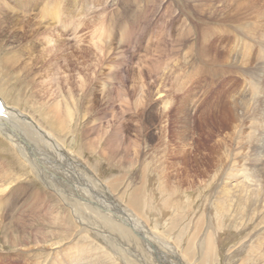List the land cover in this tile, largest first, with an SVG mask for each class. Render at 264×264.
I'll list each match as a JSON object with an SVG mask.
<instances>
[{
    "label": "rangeland",
    "instance_id": "rangeland-1",
    "mask_svg": "<svg viewBox=\"0 0 264 264\" xmlns=\"http://www.w3.org/2000/svg\"><path fill=\"white\" fill-rule=\"evenodd\" d=\"M233 1L239 3L240 1L241 3L243 2V0H62L61 15L63 20L65 24L72 23L65 26L63 23L52 24L46 19H41L42 23L48 24L56 29L57 32L55 31L53 33L59 35L57 37L61 38V42L57 44V47H52L45 39L49 38L47 34H39V36H36L38 40L35 38V50L37 52L35 53L36 59L34 61V69L36 71L34 70V72L37 73V76H34V80L31 81V77H23L19 79V81H13L8 85H1L2 81L0 80L1 95L5 96L7 103L22 112L27 120L31 119L36 123L38 122L39 125L45 127L56 137L58 135L57 138L67 148L73 150L76 155L79 154L78 156L87 159L89 166L94 170L99 179H103L102 181L107 184L113 179L112 181L118 184L116 192L113 190L115 200L121 201L120 196L122 195L123 199L128 201L130 192L136 182L135 176L140 167L135 164L127 165L125 162H121L118 156L112 155L110 152L108 153V159L103 158L99 153L100 150L94 151L93 149V147H96L98 144L96 143L95 134L89 137L92 139V143L88 145L85 143L86 139L83 130L86 121L83 105H89V93L99 81L115 82H112L114 75H110L115 71L114 68H112L109 63L107 64V60H97L98 56L96 53H98V51H96L93 46L91 38L93 37L92 35L98 33V30L103 29V27L107 28L106 31L108 32H110V30L111 33L114 32L113 36L116 37V39H106L103 41V44H107L110 46V49L113 50H123L125 56H127L126 60L123 62L124 67H120L123 69L122 73H124V77L126 71H132H130L132 77L126 79L128 82L124 81L126 85L129 86V89L132 88L134 92H137L134 93L136 96L139 94L140 88L132 85L134 83H141L149 80L148 82H152V84L156 86L159 84L154 93L157 95L155 98L157 102L155 111L158 108L159 110L164 108V105L167 104V97L170 101L165 111L160 113L157 111L153 112L151 116V118H153V124L152 127L150 126L149 130H154V132L157 130V136L153 139L154 141L152 140L150 143L154 148L148 149L146 146L148 144H143L137 139V132L134 133L132 131L134 136L132 139L135 138V140H137L139 147H141L139 149L142 153H145V151L147 153V155L144 156L145 158H148V155L155 151L153 156L156 155L158 158L154 156L155 160L153 165L156 164L155 167H159L157 168L158 171L155 173L159 175L161 169L163 172H166L167 177L163 175L162 179L160 178V180L154 182L153 192L161 196V200L163 196L164 200L166 199L169 201L165 200V204L163 202L159 203L158 199H155V202L151 199L153 204L150 205V198L146 197L148 199H144L145 205L142 204L143 201L139 204V207L142 208L143 211L145 210V215H148V218H150L148 220L144 215L140 214L143 220L146 221L144 226L150 230V228L152 229L154 227V222H156L157 228L159 229H157L158 235L168 242L171 240L169 243L172 242L171 244L177 247V250L167 251V253H165L167 255L165 257L166 264H190L187 259L188 255L195 264L202 263L205 256L208 257L206 264H264V51L262 50L264 47L259 42L260 34H258L260 30L264 29V0H257V2H255L256 0H249L251 5L241 9L236 15V18L228 14L232 7H230V5L226 6V3H234ZM69 12L70 15L67 14ZM67 16L71 17V20L68 21ZM16 17H18L17 14ZM246 21L258 22L263 28L261 29L260 27V29H256L255 31L249 30L247 32L237 29L240 26L239 23ZM78 24L82 26L79 27L77 26ZM73 25L76 28L73 27ZM119 25L122 27L127 26V30L129 33L131 32L130 35L132 40L130 43L124 40L123 43H121L120 37H122V35L119 30ZM71 28H75V30ZM97 28L98 30H96ZM205 28H207V33L209 35L205 34ZM75 31L78 35L81 34L82 41H76V38H74ZM206 36L208 38H206ZM237 38H241L243 41L240 48L236 47L238 43ZM205 39L206 43L202 45ZM247 41L249 43L248 46L245 45ZM192 47L195 54L190 51V60L188 61L186 49H192ZM175 48H177V50H175ZM249 49H251V52H248ZM191 55L193 57L196 55V57L193 58ZM148 72H150V74H148ZM181 82L184 83L185 88ZM179 83L182 84V90L180 89ZM116 84L119 86L122 85V83L120 84V80H117ZM186 88L190 89L192 92L193 96L191 100L184 99L187 91ZM25 90L26 95L22 93V91ZM31 91L35 94L33 95ZM160 91L163 94H161ZM181 99L184 100L181 102ZM65 100L68 103L70 102L69 108L67 109L66 106L68 107V105H65ZM77 101L79 103L81 102V104L78 105ZM55 104L61 107L62 120L67 119L68 122L66 121L65 123L59 124L55 120L54 114L50 112L51 105L54 106ZM115 107L119 114L125 108L124 106L121 107L120 103H116ZM238 110L241 112L240 115H237ZM180 111H183V114H181ZM128 113L130 112H123V116L125 119L131 118L132 120L134 117H131V114ZM71 114H74V116L70 120L69 115ZM147 114L149 115L150 112ZM92 115L99 116V113L97 112ZM113 118L115 117L108 115L102 120V123L107 126V130H110L108 128L110 124L111 126L113 125ZM53 120H55V122ZM126 124H129L128 120ZM18 126L17 124L16 127ZM63 126H65V128ZM20 129L23 131L24 128L21 126ZM133 129H135V126H133ZM250 129H254L255 131H251ZM61 131H63V134L59 133ZM20 134L24 135V132L16 135L20 137ZM2 135H0V190L4 183L8 188L5 192L0 191V201L2 200V205L5 206L7 199L5 195H8L11 196V203L5 206L4 216L3 213L0 212V239H2L0 240V264H54V262L55 264H63V262L66 264L67 256L64 253L65 249L74 244L73 239L77 232V229H73V226H67V228L66 224L69 223L68 225H70L73 222H78V220L65 198L57 192L56 186L53 185V187L48 180L36 174L30 164L17 158L16 153H13L14 147H11L12 145L10 144L12 142H10V139L7 138L6 135ZM180 135L186 138L187 147L189 149L186 147L183 148L182 140L178 137ZM158 138L165 140L161 141ZM163 142L168 143V147ZM99 145L102 149L105 143L102 141V144L99 143ZM151 149L153 151H151ZM185 150L195 153L193 154L195 156L198 153L197 157L201 162L195 164L194 160L196 157L189 154V156H187L190 162L187 165L184 161L186 156L181 155ZM218 158L221 159V163H219ZM157 159L160 160L158 161ZM145 160L149 161V159ZM227 160L229 162H227ZM47 161L49 164L50 161L54 165L59 164L55 162L54 158L51 157L49 153L47 155ZM232 161L233 168L235 169L234 174H238V179L236 178V180L230 181L231 183L228 182V187H233L232 191H234L235 194L238 193L235 191L236 189L239 190L238 187L241 186V183H245L250 185V190L253 189L252 192H255L256 195H250L248 202L242 204L241 209L243 212H240L241 209L236 205L239 204V195H234L233 198L231 197V203H229V200L228 203L224 204L228 209L223 216L225 223L228 222V224L217 225L214 223L215 225L211 230V228L208 227L209 222L211 220L212 222L216 221V217H218V212L215 213L218 211V208L216 207L214 192L217 196H225L223 192L224 189L222 185H219V181L223 179L222 175L229 176L228 174L230 171L228 168ZM70 162L71 161H65L64 165H69ZM226 170H228V174H226ZM64 172L67 171L61 170L60 173L62 174L60 177H63L64 181L68 182L66 179L68 174ZM160 174L162 175V173ZM168 174L176 178L174 181L177 180L180 184H183V189L181 188V191L177 192L173 197L167 193L168 191H164L166 195H163L161 189L163 188L162 184L164 185L166 182L169 184V180H167V178L169 179ZM10 175H13V177H11L13 180L10 178ZM213 177L216 180L214 184L219 186L215 185L218 189L213 190L214 186L204 188L202 184L204 185L205 181ZM163 179L165 181H163ZM21 184L23 188H18V185ZM24 187H31V190H38L43 194V199L45 201L43 206L33 207V204H27L26 199L30 195V193H28L30 190ZM252 192H250V194H252ZM108 201L111 202L110 200ZM148 201L149 203H147ZM13 202L15 203V207ZM121 203L123 202L121 201ZM6 208L8 210L13 208L12 214L10 213L8 215ZM53 208L56 209L48 212L49 218L45 217L44 215H47L46 209ZM30 210L41 211H39L40 213H36L35 211L30 213ZM56 210L57 213L60 211L59 215H56ZM44 211L45 213L43 214ZM166 212L167 214H165ZM210 212L213 213L210 214ZM40 214L43 215L40 216ZM51 214L54 217L50 219ZM21 216L23 221H18ZM56 216L65 219L66 223L58 222L55 218ZM10 217L13 218L12 222ZM239 217L241 219H238ZM2 218H6V220ZM195 218H198L195 220L196 222L194 221ZM199 218H203L202 225H199L201 230L199 237L202 236L200 239L197 238L193 240L191 238L189 240V236L194 233L196 225L200 222ZM231 220H233L234 223L231 224L232 226L229 222ZM244 221L246 222L245 224ZM5 222H8L11 228L9 235H5L4 233L3 226ZM79 227H81L80 223ZM210 230L216 232L217 236L212 232L213 247L209 246L210 252L205 253L208 249V242L204 240V237ZM218 231L222 234L221 236ZM103 232L111 235L118 248L123 249L128 255L136 257L135 259L138 264H150L147 262L148 259L144 250L137 248V251L135 245L127 244L116 238L114 239V233L110 231ZM228 234L230 235L228 236ZM214 237H216V239ZM219 238H222L223 241ZM83 240L84 239H82L81 242H84ZM198 240H201V242H198ZM22 242L23 244L21 245ZM89 243L93 249H98L97 252H103L106 248L98 239L94 240L91 238L89 239ZM218 243L221 244L219 245ZM125 247L126 250L124 249ZM52 248H54V251ZM41 252L42 255H40ZM241 252L242 254L240 255ZM251 252L253 254H251ZM56 253L59 255H56ZM33 255L35 258L32 257ZM184 255L187 256L185 257ZM228 257H230V259ZM37 260L42 263H38Z\"/></svg>",
    "mask_w": 264,
    "mask_h": 264
},
{
    "label": "bare ground",
    "instance_id": "bare-ground-1",
    "mask_svg": "<svg viewBox=\"0 0 264 264\" xmlns=\"http://www.w3.org/2000/svg\"><path fill=\"white\" fill-rule=\"evenodd\" d=\"M233 2L234 3H231V2L226 3V6L230 5V7H232V9H231L232 12L230 11V13H228V14L230 16H232L233 18H236V15L239 13V11L241 9L247 8V7H249L251 5L249 0H243L242 3H241V1H240V3L236 2V1H233ZM255 2H257V0ZM61 3H62V0H0V80L2 81L1 85H8L9 83H11L13 81L14 82L19 81V79H21L23 77H26V78L31 77V81H33L34 80V76H37V73L34 72V70H35L34 69V66H35L34 65V61L36 59L35 53L37 52L35 50L36 49V47H35V44H36L35 43V38H36V36H39V34H41V35L42 34H47L49 36V38L48 39L45 38V39L47 40V42H49L48 44H50V46H52V47H57V44H59L61 42V38L57 37L59 35H56V34L53 33V32L56 31V29L54 27H52V26H49L48 24L42 23L41 19L42 20L46 19L49 22H51L52 24L63 23L65 26H67V25L72 23L70 21L71 23L65 24V22L63 20V17L61 15ZM16 14H17L18 17H16ZM67 14L70 15V12L67 13ZM133 16H134V14H133ZM67 20L68 21L71 20V17L67 16ZM145 24H146V22H145ZM74 25H76V24H74ZM74 25H73V27H75ZM239 25L240 26L239 27L237 26L238 27L237 29L243 30L244 32H247L249 30L255 31L256 29H260V27H261V25H259L258 22H251V21L241 22V23H239ZM77 26H79V24ZM81 26L82 25L80 24L79 27H81ZM69 27H71V26H69ZM126 27H124V26L122 27V26L119 25V28H120L119 30H120L121 35H122V37H120L121 43H123V40L126 41V42H129V43L132 40L131 35H130L131 32L129 33V31L127 30ZM75 28L74 29L71 28V29L75 30ZM262 28L263 27H261V29ZM96 30H98V28ZM106 30H107V28L103 27V29H101V30L99 29L98 30L99 31L98 33L94 32L95 34L92 35L93 37L91 38L92 39L91 42L93 43V46L95 47L96 51H98V53L100 54L99 55L98 53H96L97 56H98L97 60L98 61L107 60V64L109 63V65H111V67L114 68L115 71L113 72L112 69H111L113 74H110V75H114L112 82L113 81H115V82L111 83L110 81H108V82L107 81H99L98 84L93 88V90H91V92L89 93L90 96L89 97L87 96L89 98L88 102H90V103H89V105H85L84 104L83 105V109L84 110L82 109L84 111V117H85V120H86L85 123H84L83 130H84V135H85V139H86L85 143L88 144V145L92 143V139H90L89 137L91 135L95 134L96 140H97L96 143H98V144H97L96 147H93V149H94V151H99L100 150L99 153L101 154V156L103 158L108 159V157H109L108 153L110 152L112 155L118 156L120 158L121 162H125L127 165L135 164V165H138L140 167L137 175L135 176L136 182H135L134 187L132 188V190L130 192V197H129L128 201L127 200L125 201L123 199L122 195L120 197H121V201L123 203H121V201H117V199L115 200V197L113 195V193H114L113 190L116 192V189L118 188V184L113 182L112 181L113 179H111L110 182H108V184L106 182L102 181L103 179L102 180L99 179L96 176V173L94 172V170L89 166L87 159H84V157H82V156H78L79 154L76 155V153L73 150H70L69 148H67L57 138L58 135L56 137L53 133H51L45 127H43L42 125H39L38 122L36 123L35 121H33L31 119L27 120L25 115L22 112L18 111L16 107L11 106L9 103H7V101L5 99V96L1 95V91H0V97L2 98L3 103H4V111L0 114V133H1L0 135L4 134V135H6L7 138L10 139V142H12V143H10V142L9 143L12 145L11 147H14L13 153H16L17 158H19L21 161H23V162H25L27 164H30L33 167L32 169H33V171L36 174L41 176L43 179L48 180L50 185L56 186L55 188L58 190L57 192H59V194H61L65 198V200L68 203V205L72 208V211L74 212L75 217L77 218L78 222L77 221L73 222L72 223L73 225L72 224L68 225L69 224L68 223V224H66V227L67 226H70V227L73 226L74 227L73 229H75V230L77 229V232H76V234L74 236V239H73V243L74 244L72 246H69L68 247L69 249L68 248L65 249L64 253L67 256L66 264H138L137 260L135 259L136 257H134L132 255H128L126 252L123 251V249L118 248V246L114 243L111 235L105 234L103 231H110V232L114 233V235H115L114 239L116 238V239L121 240V241H123V242H125L127 244L135 245L136 249L139 248L141 250H144L145 253H146V257L148 259L147 262H149L150 264H166L167 262H166L165 257L167 255L165 253H167V251H169V252L170 251H175V250H177L176 249L177 247L173 246V244H171L172 242L169 243L171 241L170 240L171 238L169 239L170 241L168 242L166 239H163L160 235H158V230L159 229L157 228L156 222H154V227H153L154 229L150 228V230H148L144 226L146 224V221L143 220L142 215H144L146 217V219H148V220L150 218H148V215H145V213H144L145 210L143 211V209L139 207L140 206L139 204H141L142 201H143L142 204L145 205V200L144 199L146 197L150 198L149 199L150 202H151L150 205L153 204L151 199L154 200V202L156 201L155 199H158L159 203H162V202L165 203L164 201L166 199L164 200L163 196H162V200H161V196H158L157 194H155V192H153V190H154L153 186H154V182L157 181V180H160V178L162 179L163 175L165 177H167L166 176V172H163L162 169H161L160 173H162V175L160 173H159V175H158V173H155L156 171H158L157 168H159L158 166L155 167L156 164L153 165L154 160H155L154 156H156V155L153 156L155 151L151 152L148 155L149 156L148 158H145L144 156L147 155V153H146L145 150L144 151H145L146 154L142 153L141 150L139 149L141 147H139V143L137 142V140H135V138L132 139V137H134L133 134H132V131L134 133L137 132V134H136V136H138L137 139H139L143 144H148V145H146L148 149H150L152 147L154 148V146H152V144H150V143L157 136V134H156L157 130L155 132H154V130H149L150 126L152 127V124H153V118H151V116H152L153 112L157 111V112L160 113V112L165 111V109H166V107H167V105L169 104L170 101L168 100V97L166 96L167 97V102H166L167 104L165 103L166 105H164V108L162 110H159V108H158L155 111V108L157 107V102H156L155 98H156L157 95L154 94V93H155L156 88H157V86L159 84L156 86L155 84H152V82L151 83L148 82L149 80L145 81V82H141V83L140 82L139 83H134L132 85L134 87L138 86L140 88L139 89L140 90L139 94H137L135 96L134 93H137V92H134V90L132 88L129 89V86L126 85V83L124 82V81L128 82V80H126V79H130L132 77V74H130L132 71L131 70L126 71L125 72V77H124V73H122L123 69H121V67H120V66H123V62L126 60L127 56H125L123 50H118V49L117 50H113V49H110V46H108L107 44L106 45L103 44V41L106 40V39H113V38L116 39V37L113 36L114 32L111 33V30H110V32H108ZM76 31H75V34H74V38H76V41L80 42L83 39L81 38V34L78 35V33ZM204 32H205V34H208L207 33L208 32L207 28H205ZM171 34H173V33H171ZM258 34H260V41L259 42L264 47V29L260 30ZM47 35H44V36H47ZM181 38H183V37H181ZM206 38H208V37L206 36ZM237 39H238V43H237L236 47L240 48L241 47L240 45L243 44V41H242L241 38H237ZM36 40H38V39L36 38ZM172 42L175 43L174 41H172ZM233 42H235V41H233ZM203 43L204 44H202V45H205L206 39L203 41ZM248 44H249L248 41L245 42L246 46H248ZM198 45H199V43H198ZM174 46H175V44H174ZM185 46H186V44H185ZM190 49L191 48H187L186 49V54H187L188 61L190 60L189 59V57H190L189 53H190V51L193 52V47H192L191 50ZM199 49H200V47H199ZM230 49H232V48H230ZM175 50H177V48H175ZM235 50H238V49H235ZM262 50L264 51V48H262ZM248 52H251V49H249ZM42 57H43V55H42ZM191 57H193V56L191 55ZM195 57H196V55H195ZM195 57H193V58H195ZM199 59H200V57H199ZM200 63H201V61H200ZM135 70H137V69H135ZM148 74H150V72H148ZM103 75H104V73H103ZM141 76H142V73H141ZM136 78H139V77H136ZM143 78H142V80H143ZM111 79H112V77H111ZM117 80H120V84L122 83V85H120V86L117 85L116 84ZM150 80H151V76H150ZM181 83H179V85L181 87L180 89L182 90L183 89L182 88V84L184 85V83H182V84ZM82 84H83V81H82ZM184 88H185V85H184ZM22 93H25V95H26V90L22 91ZM31 93H32V91H31ZM32 94L34 95L35 93H32ZM161 94H163V93L161 92ZM192 96L193 95H192V92L190 91V89H187L186 94H185V98L184 97L183 98L185 100L186 99H190L191 100ZM196 96H198V95H196ZM61 97H62V95H61ZM184 99H181V102ZM69 103L66 101L65 105H68V107L66 106V109L69 108ZM77 103H78V105L81 104V102L79 103L78 101H77ZM116 103H120L121 107L122 106L125 107L123 109V111L121 112L122 114L121 113L119 114V112L116 111L117 110L116 107H115ZM260 103H262V102H260ZM47 104H49V103H47ZM252 104H253V102H252ZM186 108H187V106H186ZM50 109H51L50 112H52V114H54L55 120L59 124L65 123L67 121V119L62 120L61 107L58 104H55L54 106L51 105ZM193 109H195V108H193ZM239 110H241V109H239ZM239 110L237 111V115H240V113H241ZM125 111L130 112L128 114H131L130 116L134 117V118L131 120V118L129 119V118L126 117L127 119H125V117L123 116V112H125ZM97 112L99 113V116L98 115H94V116L92 115V114H96ZM149 112H150V114L148 115L147 113H149ZM180 112H181V114H183V111H180ZM48 114H49V112H48ZM52 114H50V115H52ZM114 114H116V115H114ZM124 114H126V113H124ZM230 114H232V113H230ZM108 115L109 116L111 115V117H115V118H113V125L111 126V124H110V126L108 127L110 130H107V126L102 123L103 122L102 120H104V117L108 116ZM69 116H70V120H71L73 118L74 114L73 115L71 114ZM45 118H47V117H45ZM249 118H251V117H249ZM110 119H112V118H110ZM124 119H125V121H124ZM55 120H53V121L55 122ZM108 120H109V118H108ZM127 120L129 121V124H126ZM250 120L254 121L253 119H250ZM17 124L19 125L18 126L19 129H18V127H16ZM21 126L24 128L23 131L20 129ZM65 126H63V127L65 128ZM133 126H135V129H133ZM53 129H55V128H53ZM79 129H80V127H79ZM62 130H64V129H62ZM252 130H254V129H252ZM21 132H24V135L20 134L21 135L20 137L18 135H16V134L21 133ZM59 133L63 134V131H61ZM178 137H180V139L182 140V143H183V146H184L183 148H185V147L188 148L187 147L186 138L181 137V135L178 136ZM229 137H231V136H229ZM161 138H162V136H161ZM158 139H160V138H158ZM236 139H238V138H236ZM162 140L164 141L165 139H162ZM102 141L105 143V145H103V147L101 149L99 143L102 144ZM164 144H166V146L168 145V143H166V142ZM191 148H193V147H191ZM42 151H43V153H42ZM151 151H153V150L151 149ZM243 151H246V150H243ZM48 153L51 155V157L54 158L55 162L59 163L58 165L52 164L51 161H50V164L48 163V161H47ZM228 153H230V152H228ZM189 154L191 156L196 157L195 160H194L195 164H197V163L199 164V162H201L200 159L197 157L198 153L195 156V155H193L195 153H192L191 151L185 150V152L182 153L181 155L182 156H186L184 161H185V163L187 165L190 162V160L188 159ZM234 156H236V155H234ZM144 158L145 159H149V161L145 160ZM218 159H219L218 160L219 163H221V159L220 158H218ZM228 160H229V158H228ZM228 160H227V162H229ZM65 161H71V162L69 163V165L66 164L67 165L66 166V165H64ZM233 161L230 162L229 168L227 167L228 170L230 171L229 174H228V170H226V174H228L229 176L227 177L225 175H222L223 179L221 181H219L220 182L219 185H222V188L224 189L223 192H224L225 196L224 195L223 196L222 195L221 196L220 195L217 196V194L214 192V194H215L214 195V199L216 200V201L215 200L214 201L216 203V207L218 208L217 209L218 211H216L215 213L218 212V217H216V219H217L216 221L212 222V220H211L209 222L208 227H210L211 230H212L213 226L215 225L214 223H216L217 225H221V224H225L226 225V223L228 224V222L225 223V219H224V216H223V214H225V212H227V209H228V208H226L224 206V204L228 203L229 200H230L229 203H231V201H232L231 197L233 198L234 195H239V204H236V205L241 209L242 204L243 203L246 204V202H248L249 196L250 195L254 196V194H255V192H252L253 189L250 190V188H251L250 185H247L245 183H241V186L238 187L239 190L236 189V191H235V192H238V193H235V194H234V191H232L233 187H228V182L231 183L230 181L236 180V178L238 176V174L237 175L234 174L235 169L233 168V165H232ZM242 162H244V161H242ZM176 164H178V163H176ZM217 166H218V164H217ZM61 170L62 171H67V172H64V173L68 174V176L66 177L68 182H65L63 177H60L61 174H62V173H60ZM172 175H174V174H172ZM3 176H6V175H3ZM20 176H21V174H20ZM11 177H13V175L12 176L10 175V178ZM22 178H24V177H22ZM122 178H123V176H122ZM233 178H235V179H233ZM175 179L176 178L174 176L169 175V179L167 178V180H169V184L167 182L164 185L162 184L163 188H161V189L163 191V195H166L164 193V191H168L167 193L170 194L173 197V195L175 196V194L177 192L181 191V188H182L183 184L182 183L180 184V182H178L177 180L174 181ZM163 181H165V180L163 179ZM214 181H216V180L213 177V178L205 181L204 182L205 184L204 185L202 184V186L204 188H206V187L209 188L210 186H214L213 190L214 189L217 190L218 188L216 186H218V185L214 184ZM15 187H17V186H15ZM7 188L8 187L4 183L2 185V189L0 191L5 192ZM18 188H23V185L22 184L18 185ZM30 188L29 187L25 188L27 190H30V192H28V193H30V195L26 199L27 204L28 203L29 204H33V207H36V206L39 207L40 205L43 206V203L45 202L44 199H43L44 195L41 194L38 190H31ZM50 189H51V187H50ZM188 189H190V188H188ZM14 190H15V188H14ZM250 192H252V194H250ZM263 194H264V192H263ZM5 197L7 198L5 206H7V205H9V203H11V201H10L11 196L5 195ZM49 197H50V194H49ZM109 198H111V199H109ZM146 199H148V198H146ZM108 200H110L112 203L109 202ZM51 201H52V199H51ZM166 201H169V200H166ZM2 202L3 201L1 200L0 201V212L3 213V216H4L5 206L2 205ZM147 203H149V201ZM13 204H14V207H15V203L14 202H13ZM12 209L8 210L6 208V211L8 212V215L10 213L12 214V212H13ZM54 209H56V208L46 209L47 215H44V216L49 218L48 217L49 216L48 212L53 211ZM167 210H165V211H167ZM212 210H214V209H212ZM34 211L36 213L37 212L40 213L39 211H41V210H30V213L34 212ZM241 211H242V209L240 210V212ZM59 212L57 213V210H56V213H57L56 215H59ZM44 213H45V211L43 212V214ZM212 213L213 212H210V214H212ZM43 214H40V216H42ZM140 214H142V215H140ZM165 214H167V212ZM253 214H255V213H253ZM24 215H25V213H24ZM38 216H39V214H38ZM243 216H244V214H243ZM12 217H10L11 218V222H12V219H13ZM51 217H54V216L51 214L50 219H51ZM235 217H238V216H235ZM240 217L238 219H241ZM55 218L60 223H64V224L66 223L65 219H62V218L59 217L60 218V220H59L58 216H56ZM2 219L6 220V218L5 219L2 218ZM196 219H198V218H195L194 221ZM202 219L203 218H199L200 222L198 223V225H196V227H195L196 229H194V233L189 236L190 237L189 240L191 238L193 240L197 239V238L200 239V237L202 236L201 235L199 237V234H201L200 233L201 230L199 228V225L200 226L202 225V223H203ZM18 221H23L22 220V216L18 219ZM227 221H228V219H227ZM229 222H230V225L234 224L233 220H231ZM254 222H255V220H254ZM9 223H10V221H9ZM9 223L5 222V225L3 226L5 235H9V231L11 229L9 227ZM79 223H80L81 227H79ZM245 223L246 222L244 221V224ZM241 224L244 225L243 223H241ZM186 225H187V223H186ZM151 227H152V225H151ZM211 230L208 231V234L204 233V234H206L205 237H204V240H206L208 242V249H207V252H205V253H209L210 252L209 246L213 247V235H212L213 231H211ZM225 230H224V232L226 233ZM33 231H35V230H33ZM36 232H37V229H36ZM213 233H215V235H216V232H213ZM219 234H220V232H219ZM221 235L222 234H220V236ZM229 235L230 234H228V236ZM231 235H232V230H231ZM39 236H41V235H39ZM172 237H174V236H172ZM91 238H93L94 240L98 239V241L100 243H102L104 247H106L103 250V252H99V251L97 252L98 249L96 250V249L92 248L91 244L89 243V239H91ZM214 238L216 239V237H214ZM82 239H84L83 240L84 242H81ZM219 239H221V241H223L222 238H219ZM227 239L228 238L226 237V240ZM232 239H234V238H232ZM0 240H2V239H0ZM199 241L201 242V240H198V242ZM234 242H235V240H234ZM225 243H226V241H225ZM22 244H23V242L21 243V245ZM36 244H38V243H36ZM44 246H46V245H44ZM94 246H97V245H94ZM223 246H224V244H223ZM26 247H28V246H26ZM60 248H59V250H60ZM94 248H97V247H94ZM20 249H21V247H20ZM53 249L54 248H52V250ZM55 249H58V248H55ZM124 249L126 250V247ZM178 249H180V248H178ZM137 251H138V249H137ZM248 251H250V250H248ZM42 252H41V254L40 253L39 254L42 255ZM179 252H181V251H179ZM241 254H242V252L240 253V255ZM251 254H253V253L251 252ZM29 255H30V253H29ZM56 255H59V254L56 253ZM32 257L35 258L34 255ZM238 257H239V254H238ZM246 257H247V255H246ZM139 258H140V256H139ZM204 258H203L204 261L202 263L200 262V264H206V261L208 260L207 259L208 257L205 256ZM228 258L230 259V257H228ZM40 259H42V258H40ZM55 259H57V258H55ZM187 259H188L190 264H195L194 261H191L192 259L190 258L189 255L187 256ZM253 261H255V260H253ZM38 263H42V262L38 261ZM54 264H55V262H54ZM60 264H62V263H60ZM63 264H64V262H63Z\"/></svg>",
    "mask_w": 264,
    "mask_h": 264
}]
</instances>
